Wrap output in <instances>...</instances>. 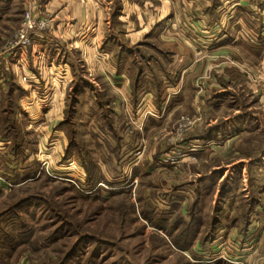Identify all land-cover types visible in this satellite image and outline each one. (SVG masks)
Wrapping results in <instances>:
<instances>
[{
	"label": "rangeland",
	"instance_id": "1",
	"mask_svg": "<svg viewBox=\"0 0 264 264\" xmlns=\"http://www.w3.org/2000/svg\"><path fill=\"white\" fill-rule=\"evenodd\" d=\"M7 1L0 264H232L248 247L264 258V6L221 0L210 12L203 0L180 31L186 64L151 45L157 76L133 69L125 86L91 59L75 54L71 69L60 54L51 71L40 55L33 76L48 91L25 96L33 47H4L25 10L50 0Z\"/></svg>",
	"mask_w": 264,
	"mask_h": 264
},
{
	"label": "crops",
	"instance_id": "2",
	"mask_svg": "<svg viewBox=\"0 0 264 264\" xmlns=\"http://www.w3.org/2000/svg\"><path fill=\"white\" fill-rule=\"evenodd\" d=\"M6 1L0 0V9L5 7L8 2ZM156 1L154 5L152 4L151 10L141 9L135 0H50L42 3L40 11L51 12L53 15L52 26L22 58L23 73L29 77V80L24 86H20L22 88L17 86L16 91L21 90V94L32 95L48 91L44 76H40L41 71L36 69L40 74L37 78L33 76L35 73L33 69L36 68L34 63L36 59L39 63L40 55H43L51 71L53 70V59L58 61L60 54L64 57V66L71 67V69L74 68L75 54L79 55L82 60L91 59L98 67V71L103 72L104 69L112 71V73L117 71L124 79L118 84L124 86L127 83H132H130V75L128 76L127 71L131 73L134 71L133 69H136L138 77L143 76L147 69L152 78L157 76L153 72V68L148 63L146 65L150 59L157 61L160 59V56L153 57L151 56L152 52H147L148 48H152L151 45L156 46L162 52L161 56L163 54L167 56L168 65L175 59L186 64L183 50L179 51L181 45L185 43L182 41L184 37L180 36V31L191 28V25L188 28L183 27L185 19L188 14L200 11L203 0ZM252 1L249 3V8L246 7V9H254L257 4L264 6V0ZM207 5H209L210 12L214 11L220 7L221 0H208L206 7ZM170 23L177 24V27L175 28L173 25L170 27ZM56 51L58 52L56 53ZM100 51H103L104 55H101ZM128 64L131 66L129 67ZM158 64L164 65L163 61ZM111 66L114 67V70H111ZM157 70L159 74L160 71L161 74L165 72L162 67ZM167 75L169 76L168 73ZM178 76L179 72L175 74V77ZM40 77L42 81H45L44 83L40 82ZM38 83L41 87L37 86ZM24 95H20L22 101L30 99L32 96L30 95L29 98L23 97ZM38 101L44 102L41 99ZM46 115L45 113L44 116ZM46 133L44 132V134ZM8 156L5 149L0 150V161ZM7 166L11 167L8 164ZM232 235L233 240L237 235ZM249 249V247L243 248L241 256H231L232 264H264V258L252 259L255 256V251L244 254Z\"/></svg>",
	"mask_w": 264,
	"mask_h": 264
},
{
	"label": "built area",
	"instance_id": "3",
	"mask_svg": "<svg viewBox=\"0 0 264 264\" xmlns=\"http://www.w3.org/2000/svg\"><path fill=\"white\" fill-rule=\"evenodd\" d=\"M42 1V0H37ZM144 7L148 9L152 8L153 0H142ZM40 11V10H39ZM33 10L28 8L23 14V19L15 34L7 41L4 47V51L9 53L13 57L18 51H26L29 47H32L36 40L43 38L45 32L50 29L49 16L47 11ZM21 82L26 83L29 77L22 73L19 77ZM1 181H4L0 178ZM3 183V182H2Z\"/></svg>",
	"mask_w": 264,
	"mask_h": 264
}]
</instances>
